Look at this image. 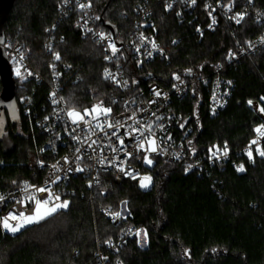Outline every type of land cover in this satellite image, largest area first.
<instances>
[{
    "label": "trees",
    "instance_id": "16d2710c",
    "mask_svg": "<svg viewBox=\"0 0 264 264\" xmlns=\"http://www.w3.org/2000/svg\"><path fill=\"white\" fill-rule=\"evenodd\" d=\"M223 1L234 8L252 2L253 9L264 12V0ZM63 2L16 0L4 23L6 40L21 43L28 62L47 81L14 77L18 118L12 121L7 113L6 125L0 127V188L38 180L41 173L36 161L54 158L46 147L49 137L37 124L50 109L47 41L61 55L59 94L68 107L82 110L98 100L111 102L120 94L104 75L108 63L101 46L82 36L79 12L72 9L61 17ZM91 6L99 17L98 25L102 26L103 16L117 27L123 40L141 11L151 12L156 36L167 55L142 65L127 60L129 80L139 86L149 80L168 85L172 75L179 73L189 83L187 93L173 100V108L184 117L179 132L188 133V145L199 153L215 143L226 145L231 160L198 174L185 173L179 161L157 157L144 169L150 174V187L128 179L117 184L112 173H102V185L94 190L93 199L86 179L77 175L67 185V208L0 236V264H100L99 251L109 263L264 264V158L252 154L250 159L240 152L255 127L264 124L260 111L264 108V48L227 63L229 52L235 49L231 34L247 45L262 33V26L252 15L238 25L220 16L213 30L198 35L159 0H91ZM197 13L202 20L201 5ZM197 20L189 16L191 24ZM218 66L234 79L235 87L227 106L211 115L208 92L191 81L211 75ZM5 134L10 148L5 146ZM234 161L241 162L244 170L238 171ZM122 207L126 216L118 224L105 216V208L117 212ZM126 226L147 232L146 246L133 236L117 251L108 248Z\"/></svg>",
    "mask_w": 264,
    "mask_h": 264
},
{
    "label": "built area",
    "instance_id": "2783aa9c",
    "mask_svg": "<svg viewBox=\"0 0 264 264\" xmlns=\"http://www.w3.org/2000/svg\"><path fill=\"white\" fill-rule=\"evenodd\" d=\"M159 1L163 3L167 10H172L175 13L180 23L188 22L189 25L193 26L198 35L213 30L218 25L220 16L238 25L248 15H252L255 22L262 26V33L249 41L247 45L241 44L232 33L231 37L235 49L228 54V64H233L241 57L264 48V12L253 9L252 2L234 8L223 0ZM89 3L91 4V0H64L59 7V12L61 17H66L68 11L72 9L79 12V29L82 36L90 37L101 46L108 63L104 69V75L106 71L111 74L113 78L107 79L120 89V94L114 95L111 102L98 100L86 109L91 110L93 106L102 103L103 107L110 108L111 112L106 118L102 117L101 119H107L112 124L119 121L124 127L119 128L116 136H110L116 129L105 127L102 132L100 129L95 128V122L91 121V117H86L91 122V127L85 123H80L79 127L71 124L70 118L67 116L70 107L67 106L59 94L62 72L58 67L61 66V55L55 49L54 43L51 40L47 41L45 48L50 55V109L43 117L38 119L37 124L49 137L46 147L50 149L49 153L54 158H39L36 161V170L41 173L38 180H24L17 186L0 188V236L4 233H12L10 230L3 228L5 219L9 220L11 226L23 225L20 229L28 225L24 223L23 217L17 215L16 219H11L10 214H34L35 199H43L47 196V192L39 193L36 189L41 187L50 189L52 193L60 197V201L53 202H63L67 200L69 195L68 182L77 175L84 176L89 189V197L93 199L94 190L102 185V173H112L117 184L126 179L140 183L141 177L148 176L144 171L146 169V156L152 161L157 157H161L166 161H179L185 173L196 172L198 174H202L210 167L231 160L232 153L226 145L215 143L207 152L199 153L188 145L186 140L188 133L181 134L179 132L184 117L173 108V100L174 97L184 96L189 87V83L179 73L172 75L168 85H162L156 80H149L139 86L129 80L125 66L127 60L132 59L138 65H142L156 59H163L167 55L165 48L156 36L154 22L150 16L151 12L142 10L140 17L134 20L129 37L123 40L120 37L119 30L117 36H113L107 28L104 29L103 25H98L99 17L93 12L92 6L81 9V4L87 5ZM200 5L203 12L202 20H199L197 16ZM189 16H193L194 20L198 19L197 22L191 24ZM102 36L104 38H101ZM153 44L156 47H153ZM1 45L9 57L12 69L15 65L19 69L20 75L17 77H20L23 81L35 80L46 83L47 80L28 62L21 43L6 40ZM110 45H114L118 49L115 55H113ZM56 54H59L60 58L58 60ZM64 68H66L65 65ZM223 70V66H218L211 75L200 76L191 81L200 84L208 92V111L211 115L218 114L227 106L235 87L234 79L225 74ZM177 77L179 78L177 79ZM156 92H159L160 95H155ZM54 100L57 102L53 103ZM74 110L83 113L85 109L74 108ZM133 114L140 125L152 124L155 133L154 138L158 146L157 151H144L138 148L141 136L139 133H132V127H139L140 125H137L134 120L128 119ZM261 126H264V124L257 125L255 129ZM255 129L251 140L240 151L242 154L248 155L251 141L257 140L258 144L252 145L251 150L252 154L261 156L256 148L264 149V138H261L255 132ZM145 135L150 134L145 132ZM89 136L91 140L97 141L91 147H89L91 140L86 139ZM74 137L79 139H74ZM120 138L124 140L123 148L119 143ZM78 148L80 149L79 152H77ZM113 149H116V151H113ZM225 150H227V155H224ZM261 157L264 158V156ZM66 160L67 162H65ZM241 166H243L241 162L234 161L236 169ZM76 168L83 170L76 171ZM121 168L124 171H121ZM126 172H132L136 179L126 175ZM150 185L151 183L148 187ZM101 193L104 195L105 190H101ZM46 207H52V203ZM117 212L120 213L119 217L114 215ZM117 212H113L110 208L104 209L105 216L114 224H118L126 216L125 207ZM143 232L144 230L141 228L126 226L121 236L117 240H111L107 246L111 250L117 251L119 247L126 243L129 237L136 236L139 239L140 234ZM137 233L139 234L137 235ZM97 256L100 264H123L119 260L109 263L101 251L97 253Z\"/></svg>",
    "mask_w": 264,
    "mask_h": 264
},
{
    "label": "snow or ice",
    "instance_id": "6c2138e0",
    "mask_svg": "<svg viewBox=\"0 0 264 264\" xmlns=\"http://www.w3.org/2000/svg\"><path fill=\"white\" fill-rule=\"evenodd\" d=\"M194 2V0H193ZM91 4H81L80 7L81 9L85 8V7H90ZM239 22V21H237ZM101 38H104L103 36ZM113 55H115V53L118 51V49L115 48L114 45H110ZM153 47H156L155 44H153ZM139 50V49H137ZM149 55H151V53H149ZM59 54H56V59L58 60ZM17 76L20 75L19 69H17L16 71ZM105 76L106 78H113L111 77V74L108 73L107 71L105 72ZM179 77H177L178 79ZM155 95L159 96L160 93L156 92ZM264 99V98H262ZM57 101H53V103H56ZM249 103H251V101H249ZM261 112H264V108L260 109ZM111 112L110 108H105L103 107L102 103L99 105H95L92 107L91 110L85 109L83 113H80L78 111L75 110H70L67 112V116L70 118L71 124L72 125H76L77 127H79L80 123H85L88 124L89 127L92 126L91 122L89 120L86 119V117H91V121L95 122V128L100 129V131H104V128H115L116 131H113L110 136H116L118 133L119 128L124 127V125H122L119 121H117L115 124H112L110 122L107 121V119H101L102 117H107L108 114ZM128 119L130 120H134L135 123L137 125H140V122L135 120V115L133 114V116L128 117ZM132 127V126H129ZM145 132L149 133L150 135H145ZM255 132L258 133V135L261 138H264V126L258 127L255 129ZM132 133H139L141 136V139L138 143V148L144 151H157V145H156V141H155V133L153 131V127L152 124H146V125H140L139 127H132ZM131 134V133H130ZM107 135V133H106ZM74 139H79L77 137H74ZM86 139L91 140V137H87ZM97 143V141L95 140H91V143L89 144V147H91L92 145H95ZM119 143L121 145V148H123L124 145V140L122 138L119 139ZM258 144L257 140H253L251 141L250 145H249V158H252V145H256ZM80 149H77V152H79ZM113 151H116V149H113ZM256 151L259 153V155L264 156V149H261L260 147L256 148ZM129 156L131 155L130 153L128 154ZM224 155H227V150H225ZM77 159H79V157H77ZM67 162V160L65 161ZM103 162V161H101ZM145 162L148 164H151L152 161L150 159L147 158V156L145 157ZM55 167V166H54ZM76 171H82L83 169L80 168H76ZM121 171H124L123 168L120 169ZM243 166H241L238 171H243ZM126 175L131 176L133 179H136V176H134L132 174V172H126ZM55 182V181H53ZM151 183V177L149 176H143L140 178V186L142 188H147L149 186V184ZM37 192L39 193H45L47 192V196L43 199H35V204H36V208L34 209V214H30V215H25L24 213H19V214H10V218L11 219H16L17 215H19L20 217H23L24 223L25 224H30L33 222H39L40 220L44 219L46 216L51 215L52 213L56 212L58 209L61 208H67L68 206V201H63V202H59V203H55L53 201H60V197L58 195H55L54 193H52L50 191V189L41 187L36 189ZM50 203H52V207H46L47 205H49ZM126 203V202H125ZM116 217L120 216V213L117 212L114 214ZM23 225L21 224H16L15 226H11L9 224V220L5 219L3 221V228L5 230H10L12 233L17 232L20 227H22ZM139 233H137L138 235ZM145 236H147V232H145Z\"/></svg>",
    "mask_w": 264,
    "mask_h": 264
},
{
    "label": "water",
    "instance_id": "95a60500",
    "mask_svg": "<svg viewBox=\"0 0 264 264\" xmlns=\"http://www.w3.org/2000/svg\"><path fill=\"white\" fill-rule=\"evenodd\" d=\"M16 0H0V127L3 128L6 125L8 113L12 121L18 118L17 100H16V80L13 75V69L9 57L2 45L6 41L4 23L7 19L9 12L11 11L13 4ZM101 24L108 29L113 36H117V27L100 17Z\"/></svg>",
    "mask_w": 264,
    "mask_h": 264
},
{
    "label": "rangeland",
    "instance_id": "374dc122",
    "mask_svg": "<svg viewBox=\"0 0 264 264\" xmlns=\"http://www.w3.org/2000/svg\"><path fill=\"white\" fill-rule=\"evenodd\" d=\"M16 71H17V66L15 65L14 68H13L14 77H17ZM18 78L20 79V77H18ZM70 110H74V108H71V107H70ZM75 111H76V110H75ZM19 131H20V130H19ZM3 140H4V143H5L6 148H10V147L12 146V143H11L10 139L8 138V135L5 134L4 137H3ZM150 160H151V159H150ZM151 161H152V160H151ZM152 164H153V161H152L151 164H148V163L145 162V165H146L147 167H151ZM145 173H146L148 176H150L149 173H147V172H145ZM138 243H139V245H141L142 247L146 246V236H145L144 232H143L142 234H140L139 239H138Z\"/></svg>",
    "mask_w": 264,
    "mask_h": 264
}]
</instances>
